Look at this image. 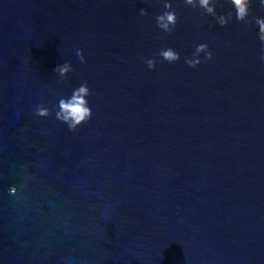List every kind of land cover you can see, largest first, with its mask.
I'll return each mask as SVG.
<instances>
[{"label": "water", "instance_id": "95a60500", "mask_svg": "<svg viewBox=\"0 0 264 264\" xmlns=\"http://www.w3.org/2000/svg\"><path fill=\"white\" fill-rule=\"evenodd\" d=\"M165 2L0 0V264H264V9L245 26L222 0L221 27L170 0L167 34ZM85 81L70 131L58 101Z\"/></svg>", "mask_w": 264, "mask_h": 264}, {"label": "clouds", "instance_id": "9594fccd", "mask_svg": "<svg viewBox=\"0 0 264 264\" xmlns=\"http://www.w3.org/2000/svg\"><path fill=\"white\" fill-rule=\"evenodd\" d=\"M226 2L234 9L235 19L247 26L250 23L249 17L255 0H226ZM184 3L192 8L203 9V11L207 15L212 16L221 27H226L233 18L232 11H228L226 14H217V6L221 8L224 7V2H222V0H184ZM259 6L261 9H264V0H259ZM139 14L141 16L149 15L148 11L144 8L139 10ZM155 20L158 29L164 33L171 34L174 31L178 23V16L173 10L170 0H166L163 13L156 15ZM254 20L259 29L258 39L262 45L260 60L264 62V18L254 17ZM201 53L205 54L204 61L212 60V52L209 50L208 45L201 43L196 46L192 57L185 59V63L191 68H196L202 62L200 59ZM157 55L168 63H174L181 59L179 52L172 48L161 49ZM77 57L81 63H84L82 49H77ZM145 64L149 70H155L157 60L149 58L145 60ZM70 71H72V67L68 62L57 65L54 69L55 73H58L61 78L65 79ZM90 95L91 91L85 81L73 90L70 97L59 99L55 112L56 119L67 124L70 131H75L79 126L92 118V110L89 106L88 99H86ZM35 115L38 117H48L51 115V111L44 107L43 104H40L36 108ZM11 191L15 193L16 190L13 188Z\"/></svg>", "mask_w": 264, "mask_h": 264}]
</instances>
